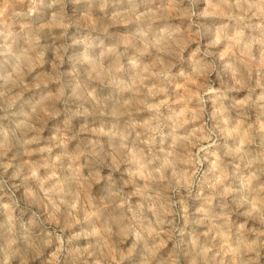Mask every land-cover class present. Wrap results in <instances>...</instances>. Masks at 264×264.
I'll return each mask as SVG.
<instances>
[{
  "label": "clouds",
  "instance_id": "clouds-1",
  "mask_svg": "<svg viewBox=\"0 0 264 264\" xmlns=\"http://www.w3.org/2000/svg\"><path fill=\"white\" fill-rule=\"evenodd\" d=\"M0 264H264V0H0Z\"/></svg>",
  "mask_w": 264,
  "mask_h": 264
}]
</instances>
